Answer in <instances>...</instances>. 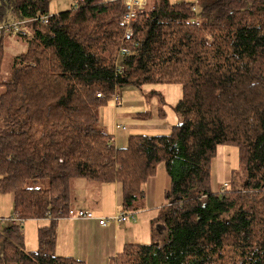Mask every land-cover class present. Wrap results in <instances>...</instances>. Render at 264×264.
<instances>
[{"label": "trees", "instance_id": "obj_1", "mask_svg": "<svg viewBox=\"0 0 264 264\" xmlns=\"http://www.w3.org/2000/svg\"><path fill=\"white\" fill-rule=\"evenodd\" d=\"M50 1L0 0V21L27 20L17 33L27 50L0 80V192L13 194L22 219L0 220V264H86L56 253L72 181L119 182L123 210L133 211L161 163L170 187L154 221L163 231L125 244L112 264H264V0H149L131 42L123 0L54 14ZM2 59L0 39V72ZM147 83L182 85L181 121L118 147L98 109L122 86ZM219 145L238 147L240 173L214 189ZM44 218L38 248L27 250L24 220Z\"/></svg>", "mask_w": 264, "mask_h": 264}, {"label": "rangeland", "instance_id": "obj_2", "mask_svg": "<svg viewBox=\"0 0 264 264\" xmlns=\"http://www.w3.org/2000/svg\"><path fill=\"white\" fill-rule=\"evenodd\" d=\"M73 3L74 0H51L49 11L51 13H58L70 9ZM16 34L8 37L3 45L0 80H6L10 77L13 57L27 50L26 40ZM3 90L4 86L0 85V92ZM118 91L120 94L118 105H116L114 98L111 96L98 109L100 125L110 134L119 131L120 133L130 134L166 135L171 132L172 127L175 124L181 121L180 115L174 110V106L183 95V88L179 83H147L141 87L129 84L122 86ZM159 107L163 108V112H160ZM117 123L122 127L125 126V128L117 130ZM224 168H226L227 173L224 172ZM213 169L219 176L217 182L216 180L213 182L214 189H216V187L218 188V183L220 186L223 184L225 185V183L228 182L227 178H229L231 173H234V179L237 180V176L240 173L238 147L235 145H219L218 156L214 160ZM169 179L165 166L161 163L157 168L156 173L143 183L142 188L144 189L145 194L139 198L138 203L136 202V206H139L142 210L128 211L134 212L136 218L134 219L136 221L139 220L138 222L142 223L146 217H151V225H155L156 227L154 218L160 213L162 205L166 203V190L170 187ZM42 182L43 181L37 182L36 186L47 185V182H44V184H42ZM239 182L241 183L240 180L238 183ZM34 184L35 183L32 181L30 182V185ZM108 185L112 186V184L105 183L102 187L105 196L107 194L105 188ZM13 211V194L11 192H0L1 222L3 219L10 217L13 214ZM144 211L145 213L141 214ZM34 224L33 219H26L23 222L24 241L25 243L27 242L26 246L31 245L33 241H37ZM2 225L4 224H0V226ZM145 226L147 227V225ZM138 241H143V239L138 238ZM152 241L153 237L151 235L145 243H151ZM0 250V253H2V238H0Z\"/></svg>", "mask_w": 264, "mask_h": 264}, {"label": "crops", "instance_id": "obj_3", "mask_svg": "<svg viewBox=\"0 0 264 264\" xmlns=\"http://www.w3.org/2000/svg\"><path fill=\"white\" fill-rule=\"evenodd\" d=\"M50 14L54 13L50 12ZM25 31L27 34H32L33 32L31 27H26ZM14 34L16 33L4 36L2 44L4 45L5 40ZM116 128L119 130L125 128V126L122 127L117 123ZM113 133L109 134L112 136L114 144L118 147H125L130 133H120L119 131ZM224 172L227 173L226 168H224ZM213 177L218 180L219 176L214 172ZM104 184H97V182L82 178H76L72 181L73 208L91 210L97 216V219L74 217L60 219L57 227V255L73 256L84 261L86 264H112L114 257L123 249L125 244L134 242L145 243L149 239V236L152 235L153 237L155 225H151V217H146L142 223H139V220L129 219V221L119 223L110 221L106 226L99 224L98 217L110 218L124 209L121 184L119 182L108 183L112 184V186L108 185L105 188L107 191L106 196L102 191ZM135 210L142 209L138 206ZM145 211L141 214L145 213ZM33 220L37 241H33L29 246H26V242L25 247L27 250L38 248V230L49 223V220L46 218ZM138 238H142L143 241H138Z\"/></svg>", "mask_w": 264, "mask_h": 264}, {"label": "built area", "instance_id": "obj_4", "mask_svg": "<svg viewBox=\"0 0 264 264\" xmlns=\"http://www.w3.org/2000/svg\"><path fill=\"white\" fill-rule=\"evenodd\" d=\"M83 0H74V4H78ZM126 5V12L121 17L122 22L125 25L124 31V40L127 42H131L134 36V24L137 17L140 14L147 13L151 8L149 7V0H123ZM198 1V0H195ZM198 4V3H197ZM197 4H194L193 9L197 10ZM40 19L42 22L47 24L50 20V15H41L39 18H35V20ZM27 20H18V21H0V39H2L7 34L18 33L23 30L24 25H26ZM134 45V43H133ZM131 53V48L128 46H123L120 49V54L128 55ZM101 96V94H98ZM116 105L119 104V94H115L113 96ZM69 217L74 218H85V219H97V216L93 211L83 209V208H71L69 210ZM135 214L133 212L121 211L110 218L108 217H98V222L100 225L106 226L110 221H115L116 223L128 221V219H134ZM136 219V218H135ZM134 219V220H135ZM9 221L17 222L22 221L17 214H14Z\"/></svg>", "mask_w": 264, "mask_h": 264}, {"label": "water", "instance_id": "obj_5", "mask_svg": "<svg viewBox=\"0 0 264 264\" xmlns=\"http://www.w3.org/2000/svg\"><path fill=\"white\" fill-rule=\"evenodd\" d=\"M156 228H157V230H158L159 232H162L164 226H162L161 224H157V225H156Z\"/></svg>", "mask_w": 264, "mask_h": 264}]
</instances>
